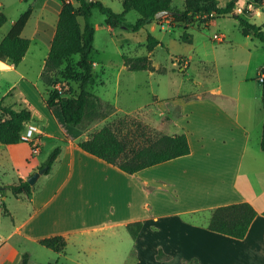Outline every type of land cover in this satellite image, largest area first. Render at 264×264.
Instances as JSON below:
<instances>
[{
	"label": "crops",
	"instance_id": "0c3cea01",
	"mask_svg": "<svg viewBox=\"0 0 264 264\" xmlns=\"http://www.w3.org/2000/svg\"><path fill=\"white\" fill-rule=\"evenodd\" d=\"M217 1L219 6H224L230 0ZM52 2L59 15L62 2ZM236 11L261 17L260 23L251 22L264 24V3L239 0ZM16 20L11 19L7 32ZM155 21L162 23L159 19ZM211 22L189 24L186 33L192 26L201 29ZM174 24L187 26L184 22ZM55 29L47 40L49 48ZM239 30L252 39L253 35L244 34L241 26ZM223 34L226 39L218 42L226 48L224 64L231 63L233 67L235 61L246 62L237 66L240 73L233 76L228 73L223 83L220 80L219 85L209 90L191 91L176 101L167 100L166 110L157 107L154 112L160 119L154 127L169 135L186 133L191 152L134 174L86 152L79 146V139H64L67 132L45 99L38 92L39 100H34L24 91L21 82L28 81V74L21 72L20 82L10 89H18L25 107L32 111L30 122L39 126V152L44 144L55 139L53 144L63 142V150L53 169L40 176L44 181L38 189L30 198H24L32 209L29 216L17 224L12 216L14 230L9 235L0 231L5 238L0 248V264H20L23 252L14 254L16 249L9 243L15 236L31 242L58 234L68 239L72 235L81 238L110 228L126 227L129 231L133 225L139 227L135 233L127 231L122 237L132 239L131 253L136 264H264V151L261 148L264 89L252 92L244 86L250 79L245 74L250 57L246 61L236 60L233 50L237 44L234 38ZM193 41L190 34V41L185 43L194 46ZM247 50L251 56L252 48ZM190 57L181 54L174 64L180 62V68L183 67L180 70L188 73ZM8 66L18 68L13 64ZM253 67L257 74L264 68V43L254 36ZM159 101L160 97L156 96V103ZM54 124L62 129L59 133L52 128ZM43 163L21 179L28 180ZM245 201L253 205L257 215L243 239L208 228L212 209ZM200 212L206 213L202 220L195 217ZM163 228L167 237L163 236L166 235ZM160 251L168 257L159 258ZM28 253L31 264L32 255ZM64 253L57 252L55 257L59 255V259Z\"/></svg>",
	"mask_w": 264,
	"mask_h": 264
},
{
	"label": "rangeland",
	"instance_id": "374dc122",
	"mask_svg": "<svg viewBox=\"0 0 264 264\" xmlns=\"http://www.w3.org/2000/svg\"><path fill=\"white\" fill-rule=\"evenodd\" d=\"M52 1L59 4L62 2V0H0V11L8 17L7 23L0 27V42L10 28L11 19H18L30 7L34 9V14L23 34L33 40L25 58L17 70L8 66L10 62L0 61V100L3 99L7 105L25 107L21 96L18 95V89H10L14 83L20 82L21 72L28 74V81L21 82L24 91L34 100H39L38 92L42 98L45 100L47 98V86L42 81L41 73L50 49L47 40L56 28L58 19L57 9ZM101 1L115 12L123 11L122 0ZM172 6L183 9L185 0H172ZM138 18V12L131 10L126 14L125 24L112 28L106 23L104 13L97 8L93 10L91 21L95 27V43L91 56L95 65L94 81L89 86V90L115 107L104 106L102 112L105 116L91 122L85 129L62 123V128L67 132L64 139L87 138L103 126L114 124L119 136L129 144L130 148H133L144 143L145 135L152 137L157 133H162L154 127L155 122L160 121L154 113L157 107L166 110L167 100L176 101L177 98L191 91L209 90L219 85L220 80L223 83L228 73H232V76L236 75V72L240 73L237 66L246 63L235 61L233 67L231 63L224 64V49L226 48L223 49V44L214 40L216 33H225L230 36V39L234 38L237 44L233 50L234 55L237 56L236 60L246 61L250 57L251 62L245 72L250 79L244 86L252 92L255 89L256 91L264 89V83L259 80L258 71L253 67V36L252 39H248L240 32V23L237 19L215 17L210 20L213 22L203 25L201 29L190 27L188 35L192 34L194 38V46H191L181 38L187 32L186 27L174 24L176 22L170 14L159 19L162 23L154 21L144 28L134 30L129 25L134 24ZM248 18L256 23L262 20L261 17H253V15ZM81 21L83 22V19ZM149 33L162 42L153 51L148 46ZM247 48H252L251 56ZM181 54L191 56L188 73L180 70L183 68H180V62L174 64ZM123 55L133 58L149 55L154 70H130L124 66ZM79 56L71 60V65L75 68ZM202 59L208 63L202 62ZM65 68L66 66H63L62 70L54 72V78L58 80L52 88L60 89L67 97L76 96L80 91V84L71 77H63L61 73L65 71ZM156 96L160 97L159 104L156 103ZM5 117L0 111V121ZM52 128L56 133H59L61 129L55 124ZM54 141L57 139L49 140L44 144L43 150L37 153H34L30 144L24 141L12 145L0 144V184H3L1 186L18 182L22 176H26L34 168L45 163L53 149L58 146V143L53 144ZM60 145H63L62 141ZM43 181L42 176L33 185L34 188L38 189ZM24 198H26L24 194L18 197L14 195L10 188L0 191V231L2 234L9 235L14 230V220L17 224L29 216L32 209L30 203ZM205 215V212H200L195 217L202 220ZM12 216L15 217L14 220ZM138 228V225H133L129 231L134 234ZM164 229L163 232L166 235L163 234V236L167 237V231ZM127 231L126 227H117L91 232L81 238L78 235H72L68 239L65 255L59 259V255L55 257L57 252L38 242L27 241L15 236L9 243L16 249L14 254L17 252L25 254L29 251L32 255L31 264H52L58 260V264H136L135 255L131 253L132 239L122 237Z\"/></svg>",
	"mask_w": 264,
	"mask_h": 264
},
{
	"label": "trees",
	"instance_id": "16d2710c",
	"mask_svg": "<svg viewBox=\"0 0 264 264\" xmlns=\"http://www.w3.org/2000/svg\"><path fill=\"white\" fill-rule=\"evenodd\" d=\"M238 1L230 0L224 6H219L217 0H185V7L180 9L172 6V0H122L123 11L115 12L101 0H62L55 34L41 73L42 81L47 86L48 94L45 101L49 109L59 118L61 124L66 123L85 129L91 122L105 116L102 112L104 106L115 107L89 90V86L94 81L95 65L91 56L95 43V27L91 21L94 9L97 8L106 15V23L112 28L125 24L126 14L129 11H137L139 18L134 24L129 25L134 30L144 28L157 20V13L166 10L172 11L170 16L174 22L186 23V29L194 22L207 23L215 17L231 14L239 20L244 34H251L264 43V24L252 23L248 18V11L245 14L238 13L236 11ZM255 2L263 4L264 0H255ZM211 13L215 15L210 16ZM32 14L33 8L30 7L14 22L1 40V61H8L18 66L25 58L31 46V39L25 37L23 31ZM7 21V15L0 11V27ZM181 38L190 41V35L187 33ZM148 43L149 49L153 51L161 41L149 33ZM77 55L80 56L76 62V69L71 65V60ZM123 59L130 70H154L149 55L136 58L123 55ZM63 66H66L65 71L61 73L63 77H71L80 84V91L76 96L67 97L60 89L52 88L58 80L54 78V72L62 70ZM262 70L264 71V68ZM0 111L6 116L0 121V144L12 145L24 141L21 134L26 123L33 118L32 111L27 107L7 105L3 99L0 100ZM144 137L142 145L130 148L129 144L119 136L115 125L107 124L87 138L80 139L78 144L86 152L129 174L191 152L188 136L184 132L175 135L157 133L152 137L149 135ZM261 148L264 151V136ZM62 150L63 145H58L50 153L48 160L42 165V167L48 166L46 174L53 169ZM6 188H10L17 197L24 194L26 198H30L36 191L34 186L24 179L4 186L0 191ZM256 215V209L247 201L221 205L211 210L207 226L212 231L243 239ZM38 242L59 253L65 252L68 246V238L61 234L44 237ZM158 257L168 256L160 251ZM20 264H29L28 252L23 254Z\"/></svg>",
	"mask_w": 264,
	"mask_h": 264
},
{
	"label": "built area",
	"instance_id": "2783aa9c",
	"mask_svg": "<svg viewBox=\"0 0 264 264\" xmlns=\"http://www.w3.org/2000/svg\"><path fill=\"white\" fill-rule=\"evenodd\" d=\"M214 13H211L210 16H214ZM214 39L216 41H224L226 39V36L223 33H216L214 35ZM259 80L264 83V71L261 70L259 74ZM40 129L39 126L34 122H27L25 129L23 130L21 134L22 140L29 142L32 144V149L34 153H37L40 151V140L37 137V134L39 133ZM5 243V238L0 233V248Z\"/></svg>",
	"mask_w": 264,
	"mask_h": 264
},
{
	"label": "water",
	"instance_id": "95a60500",
	"mask_svg": "<svg viewBox=\"0 0 264 264\" xmlns=\"http://www.w3.org/2000/svg\"><path fill=\"white\" fill-rule=\"evenodd\" d=\"M171 13H172L171 10L161 11V12L157 13L156 18L160 19L162 16L167 15V14H171ZM47 169H48V166H44V167H41L40 169H38V171H36L33 175H31L28 178V182L31 185H34L38 181L40 176L42 174H44ZM2 188H3V186L0 185V189H2Z\"/></svg>",
	"mask_w": 264,
	"mask_h": 264
}]
</instances>
